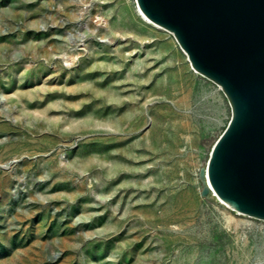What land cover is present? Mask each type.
Wrapping results in <instances>:
<instances>
[{
  "label": "rangeland",
  "instance_id": "obj_1",
  "mask_svg": "<svg viewBox=\"0 0 264 264\" xmlns=\"http://www.w3.org/2000/svg\"><path fill=\"white\" fill-rule=\"evenodd\" d=\"M136 8L0 0V264H264V222L199 194L228 100ZM98 84L119 88L134 131L82 99Z\"/></svg>",
  "mask_w": 264,
  "mask_h": 264
},
{
  "label": "water",
  "instance_id": "obj_2",
  "mask_svg": "<svg viewBox=\"0 0 264 264\" xmlns=\"http://www.w3.org/2000/svg\"><path fill=\"white\" fill-rule=\"evenodd\" d=\"M135 2L230 105V120L197 173L200 196L264 222V0Z\"/></svg>",
  "mask_w": 264,
  "mask_h": 264
},
{
  "label": "bare ground",
  "instance_id": "obj_3",
  "mask_svg": "<svg viewBox=\"0 0 264 264\" xmlns=\"http://www.w3.org/2000/svg\"><path fill=\"white\" fill-rule=\"evenodd\" d=\"M136 12H137V15L138 17L146 22V23H149L151 24V22L149 20H147L145 18V16L140 12V10L138 8H136ZM74 60V58L72 57L70 59V61ZM123 60V59H122ZM137 64H135V66L133 67V69L130 70V72L133 73V75H136L138 77V74L135 73V71H138L139 68L136 67ZM191 66V65H190ZM136 67V68H135ZM98 68V67H97ZM113 75H115L116 77L117 76H120V74H116L114 72H112ZM131 73V74H132ZM130 74L132 80H134V82L136 81L132 75ZM122 78V77H121ZM119 80V79H118ZM137 86V85H136ZM82 90H85V86H80ZM124 88V85L121 87V89ZM219 90H221L220 88H218ZM101 94H104L103 97H100ZM81 97H83L82 99L85 100L86 98L88 99L89 97H91V104L96 107L99 103V105L97 106L99 109L98 111H96L97 114L100 113V111H104L105 110V102H108L111 104L110 105V110H109V113L112 114V115H115L116 112L118 113L117 116H119V114H121L120 117L116 118V119H112V121L110 120L106 126L107 127H111L113 128V130L115 131H121L123 132V134H126V129L128 127H132L133 131L137 128L138 124L137 125H132L131 123H129L127 117H125L123 115L124 113V109H126L128 107V103L124 100H122L123 96H122V93L121 91L119 90L118 87L116 86H108V88H104L103 89V85L102 84H98L96 87H94L90 92H85L84 94H81ZM89 100V99H88ZM78 105V104H77ZM101 105V106H100ZM56 122V121H55ZM82 125L83 126H92V127H96V126H99L98 123H95V121H89L87 119H85L83 122H82ZM105 126V125H103ZM109 146H111V148H114L116 149V152L117 151H120L122 152V148H123V141L120 140V139H117V140H114V141H111ZM109 173L110 175L114 176L115 175V178L118 179V180H122L123 181V178L124 177L122 175V173L119 172V168H118V165L117 164H114L110 169H109ZM121 181V182H122ZM126 183V182H125ZM101 186H97L95 188L96 190V193L97 194H101L103 191H104V188H100ZM223 204V203H222ZM227 221H228V218H227ZM229 222H233L234 225L236 226H240L239 224H242V225H245V227H255V225H253V223L249 222V221H241V220H235V219H232V218H229ZM235 226V227H236ZM264 228V227H263ZM263 228H261L263 230ZM194 256L193 253H189L188 254V264H190L192 261V257ZM202 262V260H199V263L197 264H200ZM196 264V263H195Z\"/></svg>",
  "mask_w": 264,
  "mask_h": 264
}]
</instances>
